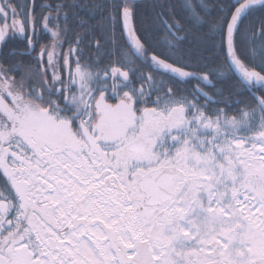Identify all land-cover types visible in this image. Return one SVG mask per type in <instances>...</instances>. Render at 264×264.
Returning <instances> with one entry per match:
<instances>
[{"label":"snow or ice","instance_id":"6c2138e0","mask_svg":"<svg viewBox=\"0 0 264 264\" xmlns=\"http://www.w3.org/2000/svg\"><path fill=\"white\" fill-rule=\"evenodd\" d=\"M257 6L151 0L144 35L133 0L42 6L52 47L0 65V264H264V18L244 23ZM81 9L61 66L52 13ZM36 28L34 2L0 0V45L34 51Z\"/></svg>","mask_w":264,"mask_h":264},{"label":"trees","instance_id":"16d2710c","mask_svg":"<svg viewBox=\"0 0 264 264\" xmlns=\"http://www.w3.org/2000/svg\"><path fill=\"white\" fill-rule=\"evenodd\" d=\"M31 0H13V3H18L20 5H24L25 3L30 4ZM74 0H34V5H35V14H36V19H37V28H36V33H35V50L32 54L30 55H25L23 57H11L8 55L9 51L11 49H20V50H28L27 49V41L26 40H20V39H15V40H9L6 44H3L0 46V65H3L5 68H14L16 61L22 60L25 65L27 64H35L36 59L38 57L36 54L43 48V47H48L51 48L53 45V38L51 36V32L45 30L43 28L42 23H40V20L42 16L48 14V9L46 7H42L44 5H50L53 9H55L57 4H64L65 6L72 4ZM76 3L83 4V3H88L89 0H75ZM175 3L179 4L182 3L183 0H174ZM194 3H200L201 0H193ZM204 3L209 5V10H212V6L216 5L219 2H226V0H203ZM137 5V26L140 27L141 30V35H144V28L145 27H150V26H145L140 23L141 21V16L140 13L144 12L147 10V6L151 3V0H144V1H139V2H134ZM67 10V8H66ZM177 14L179 15V9H177ZM52 24L50 27L53 30H56V24L59 23L60 28L64 29L65 27L67 28V32L61 33V39L57 42V53L61 54L60 55V65L63 66V55L62 53H66L69 49L70 46L74 44V38L77 34V32H82V29L79 26V17H83L85 19L88 18V12L87 10H78V16H73V13L71 10H68V20L67 23L65 24V21L63 20V13H61V19L57 21L55 19L56 13H52ZM261 18H264V8H261L260 6L256 7V10L250 15L244 23L246 25H252L255 27L259 26V21ZM99 20V14H97V19L96 20H89V24L95 25L96 26V31L94 33H89L87 37H85V42L83 45H81L82 48H84V56H92L93 59H95V50H94V45L92 47H88V40L91 39L93 36H101V30L98 24ZM117 36H119V31H117ZM160 39V37L153 31L152 33V40L150 41V44L155 45L157 40ZM122 43V41H121ZM109 47H111L109 45ZM159 50V49H157ZM74 59V58H73ZM45 63L47 62V57H44ZM105 63H107V57H105L104 60ZM141 71L147 73L149 69L143 65H138ZM17 78L20 76V72L15 73ZM51 76V73H49V77ZM195 84V81H192L190 84H182L180 85L181 89L187 88L191 90L192 86ZM226 92L227 91H234L236 86L235 80H228L225 81V83L222 85ZM217 87H221L218 85ZM213 99H218L217 97H213ZM244 99L246 101H250V95L248 93H243L240 96L233 95L232 97V104H233V110H235V102L238 100ZM203 102V101H202ZM217 105H211L210 108H215ZM242 107V106H241Z\"/></svg>","mask_w":264,"mask_h":264},{"label":"water","instance_id":"95a60500","mask_svg":"<svg viewBox=\"0 0 264 264\" xmlns=\"http://www.w3.org/2000/svg\"><path fill=\"white\" fill-rule=\"evenodd\" d=\"M138 1H143V0H133V2H138ZM33 2H34V0H31V3H33ZM29 30L31 31V28H29ZM28 52L32 53V50L28 49Z\"/></svg>","mask_w":264,"mask_h":264},{"label":"flooded vegetation","instance_id":"af4514ba","mask_svg":"<svg viewBox=\"0 0 264 264\" xmlns=\"http://www.w3.org/2000/svg\"><path fill=\"white\" fill-rule=\"evenodd\" d=\"M34 50H35V49H34ZM40 51H41V50H40ZM40 51H39L38 53H40ZM33 52H34V51H32V53H33ZM32 53H30V54H32ZM38 53H37V54H38ZM37 54H36V56L38 57V55H37Z\"/></svg>","mask_w":264,"mask_h":264},{"label":"rangeland","instance_id":"374dc122","mask_svg":"<svg viewBox=\"0 0 264 264\" xmlns=\"http://www.w3.org/2000/svg\"><path fill=\"white\" fill-rule=\"evenodd\" d=\"M1 46V45H0ZM56 51H57V48H56Z\"/></svg>","mask_w":264,"mask_h":264},{"label":"bare ground","instance_id":"6f19581e","mask_svg":"<svg viewBox=\"0 0 264 264\" xmlns=\"http://www.w3.org/2000/svg\"><path fill=\"white\" fill-rule=\"evenodd\" d=\"M258 7V6H257Z\"/></svg>","mask_w":264,"mask_h":264}]
</instances>
